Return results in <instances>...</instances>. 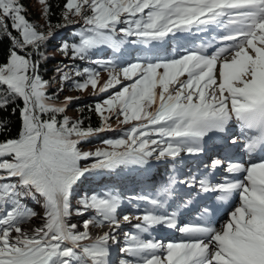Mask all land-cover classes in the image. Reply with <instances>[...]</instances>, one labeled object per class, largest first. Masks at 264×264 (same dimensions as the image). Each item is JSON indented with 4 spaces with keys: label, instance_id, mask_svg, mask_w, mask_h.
Wrapping results in <instances>:
<instances>
[{
    "label": "snow or ice",
    "instance_id": "obj_1",
    "mask_svg": "<svg viewBox=\"0 0 264 264\" xmlns=\"http://www.w3.org/2000/svg\"><path fill=\"white\" fill-rule=\"evenodd\" d=\"M45 12L50 11L47 0ZM21 0H0V38L12 41L6 62L0 63V135L8 130L2 113L22 101L21 130L16 137L0 140V264H112V246L121 241L118 209L122 197L115 189L93 193L73 205L74 188L88 172L121 168L142 169L153 161L172 162L173 173L184 156H201L210 151L206 138L219 134V147L227 153L243 141L251 156L264 151V0H66L64 25L69 15L84 21L78 43L60 46L70 59H90V51L106 45L120 52L126 44H139L143 54L130 63L116 60L97 68L69 69L62 80L74 79L77 90L108 92L123 80L131 81L94 110L101 118L98 128H84L82 120L71 121L65 112L71 97L62 105L49 103V81L39 74L33 57L53 33L38 31L25 15ZM121 36H117V26ZM222 28L224 45L212 55L209 45L187 50L178 58L162 59L158 43L170 34ZM13 32L18 35H13ZM32 51H28V49ZM23 53V54H21ZM109 78L101 83L100 70ZM57 71H60L58 69ZM218 71V75H217ZM187 75V79H180ZM109 115H105V113ZM48 118L45 119L44 117ZM113 116L131 123L119 138L102 141L103 148L82 151L78 145L109 128ZM235 120L240 134L229 135ZM135 122V123H133ZM91 159L82 168L81 160ZM224 168L229 174L245 173L244 179L212 183L209 174ZM189 169L184 178L172 174L156 189V195H135L129 199L138 223L124 233L119 253L129 257L120 264H264V161L244 163L215 156L204 165ZM177 185L186 190L177 193ZM239 192V204L220 228L206 222L215 209L205 205L197 223L178 224L182 209H188L201 193H220L228 199ZM179 200L169 210L167 201ZM42 203V224L25 228L38 213L26 203ZM141 204L144 207H141ZM95 215L83 221V230L70 223L75 212ZM133 213L123 215L131 223ZM109 225L110 231L93 237L90 226ZM177 229L183 236L167 243L147 234L157 227Z\"/></svg>",
    "mask_w": 264,
    "mask_h": 264
},
{
    "label": "trees",
    "instance_id": "obj_2",
    "mask_svg": "<svg viewBox=\"0 0 264 264\" xmlns=\"http://www.w3.org/2000/svg\"><path fill=\"white\" fill-rule=\"evenodd\" d=\"M24 8L26 9L25 15L26 18L37 27L38 31L44 32L45 34L50 31L53 33L50 39H47L40 47L39 53L36 54L33 59L38 60L39 74L44 80L49 81V86L47 89V96L49 97L50 103H56L57 105H62L65 102L62 95L63 93H74L77 90L73 87V80H83L84 76L73 77L68 80H62L61 76L64 72H68L69 69H81L84 68H97V64L93 63L94 60H99L102 63V60H116L120 64L123 63L120 60V56H117L110 47L106 45L99 46L98 48L90 51V59L79 60V59H70L62 51H60V46L64 42L69 43H78L79 42V33L84 29V21L78 17L75 19L72 18V15H69V19L72 21L71 24L67 26H62L57 28V25H64L66 22L63 19L64 5L66 0H47V5L50 6V11L45 12V4L38 9L35 3V0H21ZM125 27L121 24L117 26V36L122 34L119 32V28ZM13 35H18L13 32ZM12 47V41L7 37L3 36L0 38V63H4L7 60L8 52ZM32 51V49H28ZM125 52L130 54L131 61L136 60L137 57L143 54V47L139 44L132 45L126 44L124 48L118 52L120 55H123ZM23 54V53H21ZM60 69V71H57ZM99 96L93 95L90 97L79 96L75 99H72L69 104H67L65 112L58 114L57 118L62 119L64 116H67L71 121L82 120L83 127L88 128H98L101 126V118L94 111L89 110L90 108L94 109V106L99 101ZM17 105L22 107V101L17 100L15 105L11 107H16ZM11 107L8 111L2 113L4 119L8 121V130L0 135V140L4 138L16 137L21 130V121L19 118V111L15 115L11 114ZM73 109L76 114L70 116L68 112ZM69 110V111H68ZM45 119L48 117L45 116ZM112 119L108 121L110 122ZM124 131L120 127H109L108 130L100 132L97 135L88 137L87 140L83 141L78 147L88 148L93 146H98L102 144V141L112 138H119L123 135ZM93 161L91 159L81 160L80 166L82 168L88 167ZM154 172L152 168H149L145 173L142 169L137 168H121L113 171H104V172H88L86 173L78 182L77 186L74 188L72 203L77 205L78 201L86 196H90L93 193L100 194L101 192L108 189H115L122 199V209H134L132 203H138V201L129 202L130 197L135 195L142 194V187L144 182H142L148 172ZM165 184L164 181L159 182L160 188ZM156 189L148 194L156 195ZM29 207L33 208L36 211L37 206H41L42 203H37L32 200L26 202ZM92 217L95 215L94 210ZM88 211V212H89ZM87 212V213H88ZM87 213L84 215H78L73 212L72 217L75 218H87ZM91 218V217H90Z\"/></svg>",
    "mask_w": 264,
    "mask_h": 264
},
{
    "label": "rangeland",
    "instance_id": "obj_3",
    "mask_svg": "<svg viewBox=\"0 0 264 264\" xmlns=\"http://www.w3.org/2000/svg\"><path fill=\"white\" fill-rule=\"evenodd\" d=\"M37 8L40 9L44 4L39 2V0H35V3ZM73 19L76 17L72 16ZM225 31L222 28H218L215 26H210L207 30L203 31H197L193 30L192 32H183V33H176L175 35H169L163 42L158 43L157 46V52L159 53L160 58L162 59H172V58H178L185 54L187 50H196L198 49L202 44L204 45H209L205 49H203L204 54L206 55H212L217 51L218 48L224 46L220 40L219 37L224 35ZM113 50V49H112ZM117 56H120L121 64L124 63H130L132 62L130 59V54L128 52H125L123 55H120L118 52H114ZM137 59V58H136ZM110 60V59H108ZM114 60V59H113ZM107 60H102V63ZM119 63V62H118ZM98 67V66H97ZM109 78V71L108 70H100V76L99 79L101 83L106 81ZM180 79L184 80L187 79V75L185 74L182 76ZM131 81L128 80H123L120 85H117L116 87L109 89L108 92L105 93H100L98 90L93 91V89L89 86L87 90L83 91H75L74 93H63L62 97L63 99H66L68 97H71L72 99H75L76 97L83 96L84 97H90L93 95L99 96V101L102 102L105 98L110 97L114 92L119 91L124 85L130 84ZM50 103V101H49ZM52 103V102H51ZM56 104V103H52ZM57 105V104H56ZM70 110V109H69ZM68 110V111H69ZM68 114L70 116H73L76 114V112L71 109ZM105 115H109V113H105ZM122 117H117L113 116L112 121L110 124L108 123L109 127H120L122 131H126L132 127L131 123H121ZM135 123V122H133ZM240 134V129L238 126V123L233 120L230 125H229V135H239ZM219 134H210V138H206L207 144L210 148V151L207 152L204 155L201 156H184L182 154L181 159H183L184 164L183 165H177V171L173 173V166L172 162L170 160L168 161H161L159 163L153 161L151 164L150 168L154 170V172H148L142 182H144V186L142 187V194L140 195H151L148 194V191L150 192L151 190H155L157 187H159V182L164 181L165 183L169 179V176L172 174L177 175L179 178H184L185 174L188 172L189 169H195L197 165L200 166V174L205 173L204 165L210 163V161L217 155H219L221 158L224 157L226 154L229 158L232 159V156L235 155H240L239 153L245 150L243 141L238 143L235 146H231L228 150L227 153H225L220 147V140L218 138ZM105 147L104 144L98 145V146H93V147H88V148H81L82 151H94L97 148H103ZM231 150L234 151L233 155L231 153ZM227 174V172L224 170V168H218L214 172H211L209 174V178L212 181V183H220L223 182V177ZM148 190L147 192L145 191ZM185 189L183 188L182 185H177V193H179L180 196H184ZM156 194V192H155ZM218 196H220L219 193L216 192H211V193H201L198 198L194 197V202L193 204H196L197 201H199L198 204H200L196 210L192 211L191 206L189 209L191 212L190 213H184L183 209L181 210V214L179 215L178 218V224L182 226L185 222H187L190 219V216L196 215L199 211L202 210V208L214 201ZM203 198L205 202H203ZM135 202V201H134ZM179 203V200L175 199V197L170 198L167 201L166 206H170L169 210L171 211L172 209H175L177 204ZM205 204V205H204ZM141 207H144L143 204H141ZM36 212L38 213L37 217L33 218L32 221L27 223V225H33L37 224L40 226L42 224V216L44 213L43 206H37L36 207ZM127 213H133L131 216V223H126L123 220V215ZM135 210L134 209H122L121 207L118 209V218L120 220V223L122 227L118 230H116V235L118 239L121 241L119 245H113L112 246V255L110 257L112 264H120V261L123 259H128L129 257H126L122 254L119 253V248L123 246L124 242V233L126 231H134L132 228V225L138 223L135 219ZM93 211H89L87 213V219H90L92 217ZM81 218H75L71 217L70 218V223H76L77 225L83 226V222H81ZM81 230V229H79ZM83 230V229H82ZM90 232L93 237H96L97 235H101L100 231L105 230V231H110L109 225L105 224L102 227L99 226H90ZM181 233L177 229H170L166 227H157L151 230L149 234H147L146 238H153L156 240L163 241L165 243L171 241V239L175 236L180 235Z\"/></svg>",
    "mask_w": 264,
    "mask_h": 264
},
{
    "label": "bare ground",
    "instance_id": "obj_4",
    "mask_svg": "<svg viewBox=\"0 0 264 264\" xmlns=\"http://www.w3.org/2000/svg\"><path fill=\"white\" fill-rule=\"evenodd\" d=\"M217 75H218V71H217ZM258 152V151H257ZM254 153L252 154L251 156L245 152L241 155H235L232 156V159L233 160H238L242 163H244L245 166H248L250 163H259L261 161H264V154L262 153L261 154H258V153ZM231 153L233 155L234 151L231 150ZM228 154V153H227ZM245 154V155H244ZM246 174L245 173H237V174H229L227 173L224 177H223V182L225 180H229V181H238V180H242L244 179V176ZM238 191H235L231 194L230 198L228 199H214V201H212L211 203L207 204V206L215 209L214 213H212L206 220V222L210 223L212 225V223L214 222L216 228H220L221 225L228 219V216H229V213L236 207L238 206L239 204V197H238ZM220 194V193H219ZM221 195V194H220ZM205 198H203V202ZM199 201H197L196 204H192L191 205V208H192V211L196 210L197 208L199 209V205L198 204ZM205 205V204H204ZM191 208H188L186 211H184L185 209H183L184 213H190L191 211L189 209ZM200 215H201V211H199L196 215H192L190 216V219L185 222L184 224L186 223H197V222H201L200 221ZM183 225V224H182ZM78 226V229H83V226L81 225H77ZM34 227H38L37 224H33V225H25V228L27 229H31V228H34ZM105 232V230H101L100 231V234H103ZM183 239V236L182 234L178 235V236H175L171 239V241H179Z\"/></svg>",
    "mask_w": 264,
    "mask_h": 264
}]
</instances>
